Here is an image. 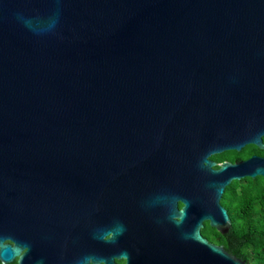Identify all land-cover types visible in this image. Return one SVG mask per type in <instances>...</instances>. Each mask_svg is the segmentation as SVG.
<instances>
[{
	"label": "water",
	"instance_id": "obj_1",
	"mask_svg": "<svg viewBox=\"0 0 264 264\" xmlns=\"http://www.w3.org/2000/svg\"><path fill=\"white\" fill-rule=\"evenodd\" d=\"M263 138L264 0H0L1 263L246 264L201 229L264 157H210Z\"/></svg>",
	"mask_w": 264,
	"mask_h": 264
},
{
	"label": "trees",
	"instance_id": "obj_2",
	"mask_svg": "<svg viewBox=\"0 0 264 264\" xmlns=\"http://www.w3.org/2000/svg\"><path fill=\"white\" fill-rule=\"evenodd\" d=\"M225 153L218 156V163L237 162L252 155L264 157V150L254 146L233 152L234 156L228 159ZM220 203L231 222L228 232L220 234L205 222L202 236L246 264H264V178L233 181L225 188Z\"/></svg>",
	"mask_w": 264,
	"mask_h": 264
},
{
	"label": "flooded vegetation",
	"instance_id": "obj_3",
	"mask_svg": "<svg viewBox=\"0 0 264 264\" xmlns=\"http://www.w3.org/2000/svg\"><path fill=\"white\" fill-rule=\"evenodd\" d=\"M232 153V152H234V151H227L226 153ZM225 153V152H224ZM223 154V153H222ZM221 155V154H220ZM216 156H218V155H215V156H212V157H210V160L212 161V162H214L215 164H216V166L214 167L215 169H217V168H219V166L218 165H220V164H222V163H224V162H229V163H235V161H224V162H220V163H218V161H217V157ZM243 160H245V159H243ZM238 162V161H237ZM177 206H178V208H181V205H180V203H177ZM4 246H10L11 248L13 247V243L11 242V241H9V240H5V241H3V243H2ZM26 252V249H23V250H21L20 252H19V254L16 256V257H14L9 263H5V264H19V259L23 256V254ZM0 264H3V263H1L0 262ZM114 264H125V261L124 260H122V259H114Z\"/></svg>",
	"mask_w": 264,
	"mask_h": 264
},
{
	"label": "rangeland",
	"instance_id": "obj_4",
	"mask_svg": "<svg viewBox=\"0 0 264 264\" xmlns=\"http://www.w3.org/2000/svg\"><path fill=\"white\" fill-rule=\"evenodd\" d=\"M233 153V152H232ZM231 152L230 153H225V159H228V158H230V157H233L234 156V154H232ZM219 156V155H218ZM218 156H216L217 157V160H218Z\"/></svg>",
	"mask_w": 264,
	"mask_h": 264
}]
</instances>
